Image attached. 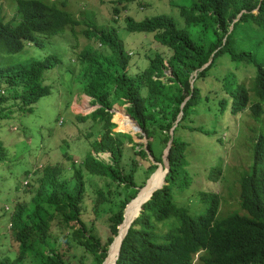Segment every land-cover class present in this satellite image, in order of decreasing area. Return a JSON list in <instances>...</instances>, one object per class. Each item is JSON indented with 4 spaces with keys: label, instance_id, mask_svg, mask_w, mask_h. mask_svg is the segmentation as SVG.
Wrapping results in <instances>:
<instances>
[{
    "label": "trees",
    "instance_id": "trees-1",
    "mask_svg": "<svg viewBox=\"0 0 264 264\" xmlns=\"http://www.w3.org/2000/svg\"><path fill=\"white\" fill-rule=\"evenodd\" d=\"M130 1L134 0H125V4ZM114 11L118 13L117 8ZM180 14L189 29L178 27L167 14L142 20L125 18L129 31L151 33L156 41L169 48L171 76L164 74L166 57L159 52L151 58L148 68L130 73L131 58L117 31H109V28L102 29L101 37L103 45L109 48L107 53L94 52L91 48L81 51L82 90L101 105L91 115H78L76 119L88 120L112 109L115 103L129 100L133 103L130 114L146 135L147 145L135 143L129 133L115 132L116 124L110 119H100L99 135L93 139V133L87 136L94 151L111 153L114 165H107L90 151L83 165L73 162L74 175L70 178L64 174L61 164L44 166L36 174L32 199L17 203L12 215L11 234L19 243L18 255L13 260L1 259L0 264H73L74 259L78 264L79 247L91 253L92 264H102L114 237L121 233L122 226L119 233L118 227L123 222L126 205L157 168L149 159L147 149L156 161L162 162V156H156L155 146L158 142L168 145L175 124L167 184L154 192L127 229L116 264H264V132L253 145L252 164L238 177L239 209L221 213L220 195L201 191V199L208 201L209 206L192 216L185 207L175 203L172 191L178 175L187 167L186 152L190 146L179 131L212 133L194 124L195 110L200 114L201 107L206 106L216 112V106L211 105L215 102L222 116L228 109L232 114H240L247 108L251 109L255 120H261L264 114V0H197L191 8L181 7ZM78 23L66 9L65 1L48 0H17L15 17L0 20V104L5 103L9 108L5 113L1 107L0 117L14 115L12 107L15 105L21 110L27 106L32 111V104L51 92V86L43 83L44 72L61 62L54 54L43 60L14 58L13 55L23 51L29 43L42 47L45 37L63 34ZM224 56L233 62L254 65L251 88L245 76L235 71L237 77L229 72L223 77L228 96L210 102L209 96L204 98L197 82L206 79L208 72L226 59ZM206 64L192 84V75ZM3 85L11 88L13 94L5 95ZM251 92L255 93L257 102L250 101ZM190 94L179 119L182 103ZM119 115L116 111L113 120L118 126L120 120L121 127L125 118ZM127 143L140 146L131 159L130 172L125 171L122 164ZM64 154L70 159L67 152ZM221 168L222 164L211 168L213 179L219 178ZM138 170L148 174L140 186L135 181ZM87 172L110 179L109 185L116 183L112 197L97 192L100 202L117 205L116 211L107 212L110 216L106 238L90 232L83 219ZM164 175L159 172L144 194L159 185ZM58 212H63L64 220L71 224L70 231L62 236L67 244L65 251L59 245L60 239L53 234Z\"/></svg>",
    "mask_w": 264,
    "mask_h": 264
},
{
    "label": "rangeland",
    "instance_id": "rangeland-1",
    "mask_svg": "<svg viewBox=\"0 0 264 264\" xmlns=\"http://www.w3.org/2000/svg\"><path fill=\"white\" fill-rule=\"evenodd\" d=\"M196 1L134 0L125 4V0H65L66 9L82 24H78L75 28L70 26L75 31L68 30L63 34L45 37L42 47L37 44L26 45L23 51L13 55L14 58L43 60L48 55L54 54L60 58L61 62L55 68L44 72L43 83L51 86V92L33 103L32 111L27 106L21 110L15 105L12 108L16 114L0 117V260L6 257L13 260L18 255L19 243L13 238L11 229L8 227L17 203L29 202L32 199V187L37 185L38 176L36 174L47 164L58 163L64 167V174L67 177L73 176V162L81 165L91 149L84 133H93L91 139L99 135L100 127L94 121L105 118L115 122L114 113L118 111L119 117L125 118L121 127L117 124L119 129L131 132L135 143L146 144L148 141L136 122L121 110L122 108L129 113L132 104L129 100H126L125 104L116 103L113 112L107 110L87 121L76 119L78 114L91 115L90 113L100 106L95 100L86 96L82 90L83 75L79 54L85 48H91L96 52V48L101 43L95 41L93 36L88 38L85 30L93 31L101 28H109V31L116 30L125 51L131 50L128 52H132L129 55L131 57L129 72L135 74L148 68L150 59L155 53L163 54L168 60L171 51L156 41L152 34L129 31L125 18L131 16L136 20H142L167 14L176 21L178 27L189 29L190 26L180 14V8L184 6L191 8ZM124 5L127 7L126 10L123 9ZM115 7L120 9L119 15L114 11ZM15 13H17V0H0V20H10L15 17ZM108 50V47L102 46L98 51L107 53ZM224 58L226 59L220 60L217 68L208 72L206 79L197 82L204 98L209 96L210 102L228 96L223 77L229 72H233L237 77L238 75L245 76L247 85L251 88L250 82L253 79L251 67L254 65L246 62H233L226 56ZM233 67L238 69L235 70ZM242 72H245V75ZM3 86L2 92L5 95L13 94L11 88L6 89V86ZM76 96L78 101L75 100ZM251 99L257 102L254 92H251L250 101ZM74 101L78 105L72 111V105H76ZM213 104L216 106V112L209 111L206 106H202L200 114H198L199 110H195L196 116H194V124L204 126L212 132L211 134L197 130L179 131V135L185 137L190 142V146L186 152L187 167L178 175L176 186L172 189L173 198L177 205L185 207L192 216L201 213L200 211L206 210L209 206L208 201L201 199L199 194L201 191L220 195L221 213L239 209L238 177L252 164L253 143L258 140L259 134L264 132V114L261 120H255L252 118L251 109L247 108L240 114H232L228 109L222 116L219 115L218 105L215 102L211 103ZM4 105L5 103H1L0 108L2 107L7 113L9 108ZM199 107L198 105L197 108ZM118 127H115L114 131H117ZM166 147L162 142H158L155 146L156 156L160 154L163 158L167 151ZM138 149H140L139 145L126 144L122 162L125 171H131V159L135 157V151ZM65 152L69 153L70 159L65 157ZM95 154L100 155L109 165H114L112 158L106 153L97 152ZM150 157L153 158V155ZM221 164V173L215 180L212 178L213 174L210 173L211 168L221 167ZM164 168L166 169L165 165ZM159 172L165 174L163 168ZM135 174L138 186L145 181L148 175L144 174L143 170H138ZM86 180L87 191L84 199L86 212L83 219L90 232L106 238L109 233L110 216L107 212L116 211L117 205L107 201L100 202L97 192L104 193L106 197H112L117 189L116 183L109 185L112 183L109 179L89 173H87ZM148 196L149 194L141 195L132 203L133 205H130L121 232H126L132 219L140 211L142 202ZM138 207L139 209L135 210ZM123 226H125L124 230ZM52 228L53 234L60 239V247L65 251L67 244L62 240V236L70 231L71 224L64 220L63 212L57 213ZM119 236H116L115 241ZM110 248L114 253L115 247L110 246L109 250ZM76 253L78 264H92L93 256L83 247H79ZM72 263L75 264V259Z\"/></svg>",
    "mask_w": 264,
    "mask_h": 264
},
{
    "label": "clouds",
    "instance_id": "clouds-1",
    "mask_svg": "<svg viewBox=\"0 0 264 264\" xmlns=\"http://www.w3.org/2000/svg\"><path fill=\"white\" fill-rule=\"evenodd\" d=\"M48 1L57 2V1H65V0H48ZM124 6H126V5H124ZM124 6H123V9H124ZM116 8L118 9V14H117V15H119V11H120V9H119L118 7H115L114 10H115ZM187 8H188V7H187ZM126 9H127V7H126ZM126 9H124V10H126ZM180 10H181V8H180ZM243 12H244V11H243ZM15 14H16V13H15ZM75 18H77V17L75 16ZM12 19H13V18H12ZM77 20L79 21L78 18H77ZM78 24H82L81 21H79ZM78 24L73 25L74 28H75ZM73 26H72V27H73ZM102 29H103V28H101V29H96V30H93V31L90 30V29H86V30H85V33H86V35L88 36V38H92V36H93V37L95 38V41H98V43H100V42L102 43V41H101V37H102V34H103V33H102ZM68 30L75 31V29H71V28H70V29L67 28V31H68ZM149 34H151V33H149ZM152 35H153V34H152ZM153 38H154V35H153ZM154 39H155V38H154ZM101 43H100L99 46H98L99 48L102 47V46L104 47L103 43H102V45H101ZM27 45H31V44L29 43V44H27ZM98 47L96 48L97 51L99 50ZM87 49H89V48H85V49H83V50H87ZM83 50H82V51H83ZM98 52H99V51H98ZM215 52H216V51H215ZM215 52H214V53H215ZM127 53H128L129 55L132 54V52L129 53L128 51H127ZM214 53H213V54H214ZM130 58H131V57H130ZM150 60H151V59H150ZM164 63H165V65H166V68L164 69V74H165L166 76H171V75H172V68L169 66L168 60L165 59V62H164ZM58 64H59V63H58ZM149 64H150V62H149ZM207 65H208V64L204 65L202 68H200L199 72L194 73V74L192 75V77H193L192 80H191V83H192V84L194 83V81H195L196 77L198 76V74L200 73V71H201L205 66H207ZM142 71H143V70H142ZM139 72H141V71H139ZM139 72H137V73H139ZM135 74H136V73H135ZM46 76H47V75H46ZM45 79H46V77H45ZM83 93H84V92H83ZM85 95L88 96L89 98H91L92 100H95L93 97L87 95L86 93H85ZM191 96H192V94H190V95L185 99L184 103H182V110H181V113H180V115H179V119H180V118L182 117V115L184 114V106L186 105V103H188L187 101L191 98ZM75 100L78 101L77 96H76V99H75ZM95 101H96V100H95ZM96 102H97V101H96ZM125 102H126V101H125ZM75 103L77 104V102H75ZM97 103H98V102H97ZM98 104H99V103H98ZM115 104H116V103H115ZM115 104H114V105H115ZM118 104H125V103H118ZM132 104H133V103H132ZM132 104H131V105H132ZM100 105H101V104H100ZM76 106H77V105H76ZM76 106H75V107H76ZM99 107H100V106H99ZM99 107H98V108H99ZM98 108H97V109H98ZM130 108H131V107H130ZM73 109H74V107L72 108V111H73ZM97 109H96V110H97ZM94 111H95V110H94ZM94 111H93V112H94ZM108 111L113 112V111H114V106H113L112 109H110V110H108ZM93 112H91V113H93ZM73 113H74V112H73ZM91 113H90V114H91ZM14 114H16L15 111H14ZM78 115H81V114H78ZM78 115H76V118H77ZM82 115H83V114H82ZM128 115H129L131 118H133V117L131 116V114H130V111H129ZM74 117H75V114H74ZM91 118H93V117H90L89 119H91ZM134 120H135V119H134ZM85 121H87V120H85ZM98 121H99V120L94 121V122L97 123V124L99 125L100 129H101V126H100V124H99ZM135 121H136V120H135ZM113 123H115V122H113ZM137 123H138V122H137ZM137 123H136V124H137ZM176 123H177V122H176ZM115 124H116V127H118V126H117V123H115ZM139 126H140V125H139ZM139 126H138V127H139ZM173 127H176V124H175V126H173ZM140 128H141V127H140ZM140 128H139V129H140ZM100 129H99V130H100ZM174 129H175V128H174ZM171 130H172V129H171ZM88 131H90V130H88ZM140 131L143 132L142 128L140 129ZM115 132H122V133H129V134H131V132H129V131H122V130H120V129H118V130L115 131ZM170 132H171V131H170ZM87 135H88V133H84V136L89 140V143H90V139L88 138ZM131 135H132V134H131ZM173 135H174V134H173ZM143 136L146 137V135L144 134V132H143ZM132 138H133V140H135V138L133 137V135H132ZM146 138H147V137H146ZM147 140H148V139H147ZM168 142H169V141H168ZM253 144H254V143H253ZM146 145H147V143L144 145V147H145ZM167 146H168V145H167ZM90 148H91L90 151H91V152L97 157V159H99V160L105 162L107 165H109V163L106 162L105 160H103V159L100 157V155L95 154V153H97V152L94 151V150L92 149L91 144H90ZM166 150H167V147H166ZM147 151H148V154H149V155H148V156H149V159L152 161V163H154V164L157 165V168H158V163L162 164L163 166L165 165V162L167 163V161H168V160H167V153H165V156L162 158V162H158V161L155 160L154 156H153V158L150 157V156H152V154L150 153V151H149L148 149H147ZM67 153H68V152H67ZM88 153H89V152H88ZM88 153H87V154H88ZM98 153H106L107 155H109V156L112 158V155H111L110 152H98ZM87 154H86V155H87ZM64 155H65V154H64ZM68 155H69V153H68ZM65 157H66V156H65ZM85 157H86V156H85ZM84 160H85V159H84ZM84 160H83V162H82L81 165H83ZM111 161L114 163L113 159H111ZM155 161H156V162H155ZM122 162H123V161H122ZM157 162H158V163H157ZM55 164H58V163H55ZM55 164H47V165H55ZM122 164H123V163H122ZM160 164H159V165H160ZM78 165H79V164H78ZM110 165H111V164H110ZM110 165H109V166H110ZM111 166H113V165H111ZM163 166H162V167H163ZM165 166H166V165H165ZM157 168H156V169H157ZM71 169H72V168H71ZM166 169H167V168H166ZM169 172H170V171H169ZM169 172H168V173H169ZM87 173H88V172H87ZM87 173H86V175H87ZM152 175H153V173H152ZM168 175H169V174H168ZM96 176H99V175H96ZM150 176H151V175H150ZM166 176H167V175H166ZM166 176H165V184H164V186L167 184V182H166ZM148 179H149V178H148ZM148 179H147V180H148ZM109 180H110V179H109ZM147 180H146V182H147ZM110 181H111V180H110ZM26 184H28V182H26ZM145 184H146V183H145ZM145 184H144V186H145ZM144 186H142V187H144ZM164 186H163V187H164ZM142 187H139V188H138V191H139ZM159 189H162V188H159ZM138 191H137V193H138ZM156 191H157V190H156ZM156 191H155V192H156ZM153 194H154V193H153ZM136 196H137V195H136ZM136 196H135V197H136ZM135 197H134V198H135ZM134 198H132V199H134ZM132 199H131V200H132ZM131 200H130V201H131ZM149 200H150V199H149ZM130 201H129V202H130ZM145 203H146V202H145ZM145 203H144V204H145ZM144 204H143V205H144ZM143 205H142V209H143ZM126 206H127V205H126ZM125 208H126V207H125ZM6 209H9V207H6ZM142 209L140 210L139 215H140ZM124 210H125V209H124ZM123 220H124V219H123ZM132 223H133V222H132ZM132 223H131V224H132ZM121 224H122V223H121ZM121 224H120V225H121ZM120 225H119V226H120ZM11 226H12V224H11V222H10L8 229H11ZM129 228H130V227H129ZM128 230H129V229H128ZM118 233H119V229H118ZM127 233H128V232H127ZM117 235H118V234H117ZM117 235H116V236H117ZM116 236H115V237H116ZM115 237H114V239H115ZM113 241H114V240H113ZM112 243H113V242H112ZM112 243H111V244H112ZM110 246H111V245H110ZM120 249H121V248H120ZM119 254H120V253H119ZM108 255H109V249H108ZM108 255H107V257H108ZM107 257H106V258H107ZM106 258H105V259H106ZM104 261H105V260H104ZM103 263H104V262H103ZM103 263H102V264H103Z\"/></svg>",
    "mask_w": 264,
    "mask_h": 264
},
{
    "label": "water",
    "instance_id": "water-1",
    "mask_svg": "<svg viewBox=\"0 0 264 264\" xmlns=\"http://www.w3.org/2000/svg\"><path fill=\"white\" fill-rule=\"evenodd\" d=\"M133 120H134V118H132ZM135 121V120H134ZM136 123H137V121H135ZM137 125L139 126V124L137 123ZM139 128H140V126H139ZM174 128L175 127H173L172 128V130H171V132H170V139H169V142H168V146H167V151H166V153H167V163L165 162V165H166V168H167V171H166V174L168 175V172L170 171V162H169V154H170V150H171V146H172V142H173V134H174ZM141 129V128H140ZM156 162V161H155ZM158 163V162H157ZM160 163H158V168L153 172V175H151L150 177H149V179L147 180V182H146V184H145V186L144 187H142L139 191H138V193H137V196L134 198V199H132L128 204H127V206H126V208H125V210H124V220H123V222H122V224L118 227V229H119V231H120V227L124 224V222H125V219H126V212H127V209H128V207L133 203V201H135L138 197H139V195H140V193L146 188V186L148 185V183L150 182V180L155 176V175H157L158 174V172H159V170L161 169V165H159ZM164 184H165V182H164ZM164 184H159V185H156V186H154L153 187V189L151 190V194H150V196L148 197V198H146L144 201H143V204L145 203V202H147L149 199H151V197H152V195H153V193L156 191V190H158L159 188H163V186H164ZM142 204V205H143ZM142 209V208H141ZM139 216V214L131 221V223L137 218ZM131 223H130V226H131ZM129 226V227H130ZM128 232V231H127ZM127 234V233H126ZM126 234H125V236H126ZM125 236H124V238H125ZM123 238V239H124ZM123 241V240H122ZM114 242V241H113ZM121 245H122V242H121ZM121 245H120V248H121ZM119 253H120V249H119V252H118V256H117V258H116V261H117V259H118V257H119ZM107 259V258H106ZM106 259H105V261H106ZM105 261H104V263H105ZM116 261H115V263L114 264H116ZM103 263V264H104Z\"/></svg>",
    "mask_w": 264,
    "mask_h": 264
},
{
    "label": "bare ground",
    "instance_id": "bare-ground-1",
    "mask_svg": "<svg viewBox=\"0 0 264 264\" xmlns=\"http://www.w3.org/2000/svg\"><path fill=\"white\" fill-rule=\"evenodd\" d=\"M127 114H128V113H127ZM114 115L116 116V111H115ZM116 118H117V117H116ZM117 119H118V118H117ZM131 119H132V118H131ZM119 125H120V120H119ZM139 130H140V129H139ZM160 165L163 166L162 164H160ZM161 168L164 169L165 174H166L167 169H165L164 166L161 167ZM166 175H167V174H166ZM166 175H164V178H163V180H162V181H163L162 184H164V182H165V176H166ZM148 186H149V183H148V185L146 186V188H147ZM146 188L140 193L139 197H140L141 195L144 194ZM148 194H149V196H150L151 191H150ZM144 195H145V194H144ZM146 195H147V194H146ZM149 196H148V197H149ZM139 197H138V198H139ZM138 198H137V199H138ZM137 199H136V200H137ZM136 200H135V201H136ZM133 202H134V201H133ZM142 204H143V202H142ZM142 204H141V208H142ZM136 206H137V205H136ZM129 207H130V206H129ZM129 207H128V209H129ZM141 208H140V210H141ZM128 209H127V210H128ZM138 209H139V207H138L136 210H138ZM134 211H135V210H134ZM134 211L131 213V215L134 213ZM139 212H140V211H139ZM139 212L136 214V216L139 214ZM131 215H130V217L132 218ZM136 216H135V217H136ZM130 217H129V218H130ZM135 217H134V218H135ZM131 218H130V219H131ZM134 218H133V219H134ZM133 219H132V220H133ZM125 220H126V219H125ZM129 226H130V225H129ZM129 226L127 227V229H129ZM127 229H126V231H127ZM126 233H127V232H125V233L121 232V233H120V236L118 237V240H116V241L114 240V242L112 243V245L115 243L113 246L111 245L112 248L115 247V249H114V253H112V250H111V248H110L111 253H110V250H109V255H108V257H107V259H106V261H105L106 264H114V263H115L116 258H117V255H118V252H119V249H120L121 242H122V240H123V238H124V236H125ZM115 238H116V237H115ZM108 259H109V260H108ZM107 261H108V262H107ZM105 263H104V264H105Z\"/></svg>",
    "mask_w": 264,
    "mask_h": 264
},
{
    "label": "crops",
    "instance_id": "crops-1",
    "mask_svg": "<svg viewBox=\"0 0 264 264\" xmlns=\"http://www.w3.org/2000/svg\"><path fill=\"white\" fill-rule=\"evenodd\" d=\"M128 51H131V50H128ZM75 102H76V101H74V103H75ZM74 103H73V104H74ZM76 105H78V104H76ZM76 105H75V104H74V105H72V108H73V107H75Z\"/></svg>",
    "mask_w": 264,
    "mask_h": 264
}]
</instances>
